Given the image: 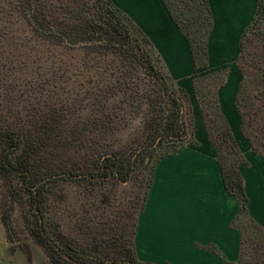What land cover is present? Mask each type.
I'll return each mask as SVG.
<instances>
[{
  "label": "rangeland",
  "instance_id": "rangeland-1",
  "mask_svg": "<svg viewBox=\"0 0 264 264\" xmlns=\"http://www.w3.org/2000/svg\"><path fill=\"white\" fill-rule=\"evenodd\" d=\"M238 1L228 0L218 8L221 12L219 19L227 17L224 25H229V21L234 24L235 19L239 21L243 8L237 6ZM180 3L185 6L184 15L196 26L197 34L202 32L203 14L200 8L203 0H179L175 10L180 11ZM171 11V18L179 26L172 14L174 11ZM0 17L2 28L7 32L1 47L5 56L0 70L1 121L22 126L27 132L35 123V114L44 112L53 103L58 120L51 129L54 130V138L43 143L45 154L51 152L45 163L47 167L53 166L52 171L59 174H81L78 177L82 178L81 181H62L55 187L51 207L55 222L61 227V232L72 240L74 247L94 249L100 256L115 255L120 241L137 252L134 237L153 166L172 148L161 146L150 165L133 181L86 179L84 172L94 157L106 150L125 151L137 146L145 126V106L135 108L125 105L123 95L114 94L112 101L117 102L112 103L114 108H111L110 122L103 125L104 111L98 102L90 100V93L96 89L91 86L92 76L89 75V69L94 65L92 61L88 64L93 53L81 50L56 54L49 49L44 52L30 27L15 10V0H0ZM259 20V26L247 34L246 57L238 59V55L226 57L216 54L205 68L176 79L188 92L186 112L194 129L190 141L193 144L197 141L199 144L196 146L201 142L209 144L215 149L217 158L228 167L238 161V156L218 138L219 132L226 126L232 131L246 161L253 152L250 143L241 134L240 118L234 103L241 83L247 96L243 109L253 112L252 108L255 110L261 105L259 122L249 121L248 130L251 136L258 137L256 145L264 153V12ZM178 29L180 32L181 28ZM234 59L238 61L234 63ZM204 61H207L206 57L200 63ZM88 65L92 67L88 68ZM225 67L229 68L227 83L219 88L227 73L218 70ZM96 70L100 79L93 84H99L101 88L113 72L107 69L101 78L102 69ZM122 73L121 70L114 77L121 78ZM195 86L200 97L195 94ZM189 145L192 144L186 147ZM249 164L248 161V165L239 166L241 174L243 167ZM9 200L4 182L0 180V264H54L27 228L25 216L32 218L30 209L23 206L18 198L15 209L10 212ZM20 201H26V197ZM9 212L11 223L8 225L3 215ZM245 216L237 221L244 232V245L243 254L236 264H264V232L257 230Z\"/></svg>",
  "mask_w": 264,
  "mask_h": 264
},
{
  "label": "trees",
  "instance_id": "trees-1",
  "mask_svg": "<svg viewBox=\"0 0 264 264\" xmlns=\"http://www.w3.org/2000/svg\"><path fill=\"white\" fill-rule=\"evenodd\" d=\"M203 2L200 8L203 14L201 15L203 30L199 34L191 20L182 22L175 17L191 46L198 70L208 66V39L213 28L211 9L206 0ZM15 10L30 27L44 52L45 49H49L56 54L81 50L93 53L88 64L92 61L94 66L88 65V68L92 67L89 69V75L92 76L90 84L96 89L90 93V100L98 102L100 109L104 111L103 125L111 118L109 117L111 108H114L112 103L117 102L112 101L114 94L121 93L123 100L126 101L125 105L146 108L145 126L139 135L137 146L125 151L106 150L94 157L84 172L86 179L101 181L114 178L121 182L133 181L150 165L161 146L167 145L172 148L161 158L163 159L178 154L188 144L195 146L199 144L197 141L194 144L190 141L193 139L191 136L194 135V129L190 126L186 112L187 90L177 83L148 35L115 4L114 0H15ZM263 12L264 0H259L256 15L241 36L238 59L246 57L247 34L259 26L260 15ZM6 34L0 22V70L5 63L1 47ZM205 57L207 61L200 63ZM96 69H102L101 78L107 69L113 72V76L105 80L101 88L98 87L99 84L98 86L93 84V81L100 79L96 76L99 74ZM121 70L123 71L121 78L114 77L115 73L117 75ZM222 71L227 73V77L220 83L219 88L227 83L229 68L218 70ZM195 94L200 97L196 86ZM245 101L247 96L241 83L234 99L240 118L241 134L250 143L252 151L264 159V153L256 145L257 136H251L248 130V126L251 125L249 121L259 122L261 105L255 110L252 108L253 112H249L243 109ZM55 110L52 103L44 112L35 114V123L27 132L22 126L5 124L0 117V180L4 182L10 199L9 211L15 209L18 198L23 206L30 209L32 220L25 216L27 228L35 242L44 249L54 264H148L139 258L134 248H128L129 246L123 242L117 243L115 255L100 256L94 249L74 247L72 240L61 232V227L57 225L51 213L54 189L62 181H81L82 178H78L81 175L79 173L54 172L51 168L53 166L47 167L45 163L51 152L47 151L45 154L43 143L54 138V130L51 129H54L53 125L58 120ZM218 138H221L223 144L225 143L227 148L230 147L231 152L238 156V161L231 167L217 158L225 188L239 202L238 221V218L247 214L249 201L239 166L248 165V161L244 159L232 131L227 126L225 130L219 132ZM154 167L155 165L144 200L149 192ZM22 197H26V201H20ZM10 212L3 215V220L8 225L11 223ZM250 221L257 230L264 232V227L252 219ZM242 248L243 246L238 260L243 254ZM215 251L226 260L218 250Z\"/></svg>",
  "mask_w": 264,
  "mask_h": 264
},
{
  "label": "crops",
  "instance_id": "crops-1",
  "mask_svg": "<svg viewBox=\"0 0 264 264\" xmlns=\"http://www.w3.org/2000/svg\"><path fill=\"white\" fill-rule=\"evenodd\" d=\"M178 1L114 0L148 35L175 79L198 71L188 40L171 18L173 10V16L182 22L190 20L181 3L180 11L175 10ZM206 1L213 20L209 63L216 54L236 57L243 31L256 15L259 0H239L237 6H242L244 12L241 9L239 21H229V25L223 24L227 17L219 19L218 10L228 0ZM247 160L249 166L242 169L249 197L245 218L264 227V159L251 152ZM239 208L237 199L225 188L215 149L202 142L196 147L189 145L155 164L137 222V254L152 264H236L244 240L243 229L236 223Z\"/></svg>",
  "mask_w": 264,
  "mask_h": 264
}]
</instances>
